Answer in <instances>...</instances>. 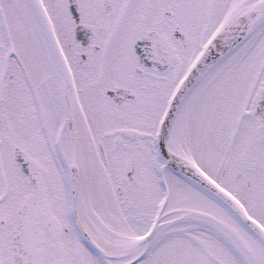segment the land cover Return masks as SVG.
<instances>
[{
  "label": "snow or ice",
  "instance_id": "obj_1",
  "mask_svg": "<svg viewBox=\"0 0 264 264\" xmlns=\"http://www.w3.org/2000/svg\"><path fill=\"white\" fill-rule=\"evenodd\" d=\"M0 264H264V0H0Z\"/></svg>",
  "mask_w": 264,
  "mask_h": 264
}]
</instances>
